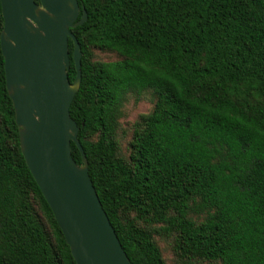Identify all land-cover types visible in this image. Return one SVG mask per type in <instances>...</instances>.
<instances>
[{
  "label": "trees",
  "instance_id": "16d2710c",
  "mask_svg": "<svg viewBox=\"0 0 264 264\" xmlns=\"http://www.w3.org/2000/svg\"><path fill=\"white\" fill-rule=\"evenodd\" d=\"M77 2L87 20L70 29L82 58L69 114L130 263L164 264L161 236L176 264H264V0ZM68 51L72 83L70 39ZM145 91L154 107L124 157L121 108ZM0 264H76L21 154L1 48Z\"/></svg>",
  "mask_w": 264,
  "mask_h": 264
},
{
  "label": "water",
  "instance_id": "95a60500",
  "mask_svg": "<svg viewBox=\"0 0 264 264\" xmlns=\"http://www.w3.org/2000/svg\"><path fill=\"white\" fill-rule=\"evenodd\" d=\"M0 48L26 166L76 264H131L88 175L69 107L81 83L80 45L70 29L87 13L77 0H0ZM76 76L68 79V40ZM73 142L81 155L76 164Z\"/></svg>",
  "mask_w": 264,
  "mask_h": 264
},
{
  "label": "rangeland",
  "instance_id": "374dc122",
  "mask_svg": "<svg viewBox=\"0 0 264 264\" xmlns=\"http://www.w3.org/2000/svg\"><path fill=\"white\" fill-rule=\"evenodd\" d=\"M93 60L101 62H113L122 59L115 52L93 50ZM155 98L150 91L128 94L121 108V116L118 123L117 139L120 146V154L127 157L129 153V142L132 137L134 125L141 118L151 113ZM154 240L161 252L164 264H176L177 258L173 252V238L154 236ZM189 264H218L202 260H193Z\"/></svg>",
  "mask_w": 264,
  "mask_h": 264
}]
</instances>
